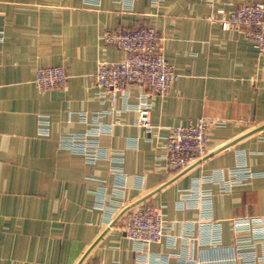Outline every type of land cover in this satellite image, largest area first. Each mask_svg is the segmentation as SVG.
I'll use <instances>...</instances> for the list:
<instances>
[{
  "label": "crops",
  "instance_id": "obj_1",
  "mask_svg": "<svg viewBox=\"0 0 264 264\" xmlns=\"http://www.w3.org/2000/svg\"><path fill=\"white\" fill-rule=\"evenodd\" d=\"M258 1L0 0V264H246L239 251L264 255V56L209 19ZM144 25L159 32L179 78L165 97L128 83L103 98L94 73L123 52L101 36ZM55 65L68 83L42 94L36 70ZM147 91L152 127L137 122ZM98 116L108 132L95 162L60 146ZM201 116L219 122L207 153L177 171L166 136ZM135 203L166 215L162 242L148 249L124 231Z\"/></svg>",
  "mask_w": 264,
  "mask_h": 264
},
{
  "label": "built area",
  "instance_id": "obj_2",
  "mask_svg": "<svg viewBox=\"0 0 264 264\" xmlns=\"http://www.w3.org/2000/svg\"><path fill=\"white\" fill-rule=\"evenodd\" d=\"M209 19L211 22H219L224 30L244 34L254 43L259 55L264 56V2L244 3L231 8L227 15L220 19L215 15H210ZM101 39L106 44L117 46L123 52L119 60L100 61L94 73L95 82L103 91V98L114 101L118 92L128 83L137 84L144 90L150 89L161 97L168 95L180 73L167 61L161 47L160 34L154 27L144 25L134 30H107ZM68 79L69 74L63 65L43 66L36 70L34 82L43 94L49 89L65 87ZM149 93L144 92L136 107L137 122L143 127H152ZM82 119L86 121L85 114ZM94 123L93 130L71 132L61 137L60 146L83 154L89 162H95L100 157L98 137L108 132V128L102 124L99 116ZM218 123L201 116L194 124L172 127L166 136L169 165L177 171H182L203 159L210 141L209 128ZM48 125L49 119L42 117L39 133L47 135ZM243 171L248 175L254 174L249 168L244 167ZM187 199L186 194L180 199L181 207L186 205ZM132 211L124 231L138 249H148L149 245L162 242L166 223L163 209L150 204H136ZM259 219L264 222V216ZM239 253L245 258L246 264H264V255L251 254L245 257L244 252Z\"/></svg>",
  "mask_w": 264,
  "mask_h": 264
},
{
  "label": "water",
  "instance_id": "obj_3",
  "mask_svg": "<svg viewBox=\"0 0 264 264\" xmlns=\"http://www.w3.org/2000/svg\"><path fill=\"white\" fill-rule=\"evenodd\" d=\"M263 128V127H262ZM137 203L133 204L132 206L136 205Z\"/></svg>",
  "mask_w": 264,
  "mask_h": 264
}]
</instances>
